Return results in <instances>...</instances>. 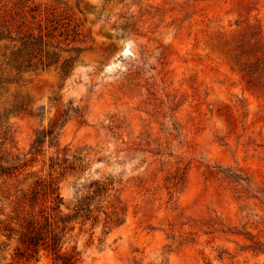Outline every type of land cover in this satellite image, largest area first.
Returning <instances> with one entry per match:
<instances>
[{"label": "rangeland", "instance_id": "rangeland-1", "mask_svg": "<svg viewBox=\"0 0 264 264\" xmlns=\"http://www.w3.org/2000/svg\"><path fill=\"white\" fill-rule=\"evenodd\" d=\"M14 2L0 0L1 46L58 16L70 36L50 41L74 59L67 77L35 70L0 88L7 146L46 176L52 156L82 151L80 175L53 173L64 199L110 177L109 202L126 209L110 232L80 237V264H264V0ZM234 51L261 59L257 87ZM64 111L58 148L27 154Z\"/></svg>", "mask_w": 264, "mask_h": 264}, {"label": "trees", "instance_id": "trees-1", "mask_svg": "<svg viewBox=\"0 0 264 264\" xmlns=\"http://www.w3.org/2000/svg\"><path fill=\"white\" fill-rule=\"evenodd\" d=\"M21 1L15 0L14 4ZM39 5L25 6H28L27 12H32ZM47 20L50 28L39 25L37 32L28 29L15 37H3L11 43L0 45V88L8 89L9 85L18 83L23 73L35 70L55 69L60 77L71 74L74 58H62L56 50L58 46L50 41L55 37L54 31L64 28L63 18L54 16ZM58 35L68 39V27ZM243 53L234 51L230 58L247 77L248 86L254 88L255 80L263 73L261 59L251 61L245 59ZM12 111H0L3 138L0 144V264L37 261L42 254L50 256L55 264H80L83 254L80 237L90 231L88 241L91 243L97 227L101 226L103 233H107L105 229L110 232L124 223L126 209L110 204L109 198L116 191L110 177L80 182L79 186L75 183L74 196L66 201L53 173L80 175L85 167V155L82 151L75 154L65 151L62 155L58 152L50 158L51 171L47 176L30 170L29 160L16 153L13 146H7L13 141V135L6 113ZM73 111L79 112L78 109ZM67 119L68 112H60L49 126L38 129L27 154L36 155L45 146L58 148L59 129Z\"/></svg>", "mask_w": 264, "mask_h": 264}]
</instances>
